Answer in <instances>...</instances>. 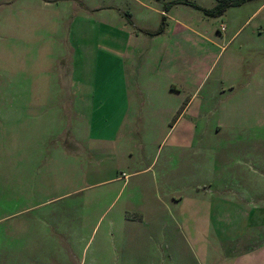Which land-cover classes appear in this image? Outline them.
Instances as JSON below:
<instances>
[{
  "label": "rangeland",
  "instance_id": "obj_1",
  "mask_svg": "<svg viewBox=\"0 0 264 264\" xmlns=\"http://www.w3.org/2000/svg\"><path fill=\"white\" fill-rule=\"evenodd\" d=\"M171 1L0 0V73L1 82L9 86L0 94V115L9 119L1 121H25L31 97L25 92L27 78L35 75L45 84L44 93L35 95V104L52 103V78H41V73L51 77L64 73L61 82L69 84L60 90L67 129L74 132L79 121L87 147L80 156L61 160L64 191L59 192L65 196L58 203L10 217L16 209L11 200L37 201L43 189L49 190L45 172L35 170L37 163L26 173L30 177L18 173L23 183L17 181L11 142L0 141V264H264V50L255 59L245 49L264 48V0L231 8L218 18L192 6L171 5L172 18L190 31L176 50L192 57L195 82L203 85L199 98L206 102L199 108L200 118L179 123L167 136L168 124L152 116L153 108L141 107L145 118L136 123L143 130L139 137L115 146L101 141L99 155L90 157L86 124L93 75L102 69L100 38L107 32L100 25L121 26L125 21L159 30L160 12ZM181 1L208 9L218 3ZM228 21L241 32L223 43L220 36L229 33ZM223 27L228 33L221 31ZM202 37L227 44L206 79L217 49L211 45L209 51L210 44ZM134 49L133 45L131 55ZM230 64L237 76L219 82V74ZM251 71L257 75L252 82L255 93L241 96L238 105L228 101L222 90L236 83L243 91ZM130 74L134 81V70ZM91 160L98 163L90 164ZM95 164L97 172L92 173ZM150 165L149 171L128 178L135 169ZM44 213L60 225V235L49 234L41 219L29 218Z\"/></svg>",
  "mask_w": 264,
  "mask_h": 264
},
{
  "label": "crops",
  "instance_id": "obj_2",
  "mask_svg": "<svg viewBox=\"0 0 264 264\" xmlns=\"http://www.w3.org/2000/svg\"><path fill=\"white\" fill-rule=\"evenodd\" d=\"M140 4L150 10L145 3L140 2ZM260 9L256 10L248 21ZM171 13L172 9L169 12H160L162 16L169 18L170 22L166 24L165 31L158 36H149L145 33L156 32V28H139L133 24L128 25L122 17L121 19L124 22L121 26H115L114 23L100 25L107 28V32L102 33L104 35L100 38L103 42V55H99L102 61V69H99L93 75L90 121L84 120L87 121L86 127L91 135L89 136L91 142L88 146L91 158L97 157L101 152L102 148L97 144L101 141L112 142L115 146L120 140L128 138L131 140L133 136L139 137L141 135L143 130L136 127L138 126L136 123L144 121L145 118L144 114L142 115V110H139L141 107L148 105L149 108H153L152 116L159 117L160 121H164L166 125L168 124L169 131L165 130L167 136L171 134L174 128L177 129L179 123L184 121L193 122L195 119L200 118L199 108L203 107V103L206 102L205 99H202V101L199 98V92L203 85L195 82V65L192 57L190 55L188 57V54L179 55L176 50L177 43H186L185 37L190 36V31L186 24L173 19ZM234 27L235 25L228 21L229 33L227 28L224 31L228 34L220 36L223 43L227 40L231 42L240 35L241 28ZM251 34L255 36L254 31ZM196 36L198 35L196 34ZM183 37L184 39H182ZM202 39L210 44L207 46L209 51H212L211 45L217 49L214 62L205 76L206 79L218 58L223 54L227 44L217 45L215 42L207 40V37H202ZM133 45L135 51L131 55L129 52ZM245 49L253 52L255 59L259 54L263 55L264 50L263 47L259 48L257 46H250ZM232 58L230 57V61H233ZM232 64L230 66L226 65L224 72L219 74V82L237 76ZM132 70H134L135 75L134 81L130 78V71ZM254 71H251L248 75L249 82L244 86L243 91L239 90L241 88L236 83L228 85L227 89L222 90L224 94H227L228 101L231 102L232 100L235 105H238L241 96L250 92L255 93L256 88L252 82L256 81L257 75ZM62 76H64V73L56 77L41 73V78H52L50 84L54 100L52 103L40 101L36 104L35 95L44 93L45 84L43 81L36 80L35 75L33 79L27 78L25 92L31 94V97L26 101L25 121H1L2 117L9 118L0 115V141L8 138L11 142V166L13 173L16 174L17 181L23 183L18 173L30 177L26 173L28 169H31L37 163L35 170L39 168L42 169L43 173L45 172L46 178L44 177V179L49 190L47 192L46 189H43L44 198L41 194H38L42 198L37 201H27L25 203L17 201L16 203V200H11V205L16 209L10 217L29 215L39 208H46L58 203L60 198L65 196L62 176L60 181V171L62 172L63 169L61 160L65 156H80L81 150L87 148L84 147L85 143L82 142L79 133V127H81L79 121L77 130L73 132L67 129V121H65L66 101L63 99V91L60 88L66 87L69 83L65 81V85L62 84ZM143 76V81L148 83L145 88L141 87L142 84L140 83ZM3 78V74L0 73V94L5 93L9 87H5L7 83L1 82ZM76 110L80 115V109ZM133 111H139V113L136 114ZM128 125H135L136 128H128ZM144 147L146 146H142L143 150ZM95 159L97 160V158ZM96 160H91L90 164H97L98 161ZM96 164L93 165L92 173L97 172L95 169ZM151 166L141 171L135 169V172L127 176L128 178L131 175L132 177H138L140 174L149 171ZM45 174L42 175L45 176ZM23 185L21 184V186ZM28 185L26 184V186ZM60 189H63L61 193L59 192ZM55 214L53 212V215ZM29 218L41 219L45 223V227L50 230L49 234L60 235V225L51 222L48 213L34 215ZM253 249L251 248V251Z\"/></svg>",
  "mask_w": 264,
  "mask_h": 264
},
{
  "label": "trees",
  "instance_id": "obj_3",
  "mask_svg": "<svg viewBox=\"0 0 264 264\" xmlns=\"http://www.w3.org/2000/svg\"><path fill=\"white\" fill-rule=\"evenodd\" d=\"M253 0H218V3L215 7L208 9L203 6H200L196 3H192L189 1H181V0H173L168 3V6L166 7V10L164 11H169V8L171 5H187V6H192L204 13L205 16L211 17V18H218L223 16L229 9L234 8V7H240L243 6L244 4L251 2ZM168 9V10H167ZM166 27V17L163 16V20L161 23V26L159 30L156 32H145L149 36H158L161 35L165 31Z\"/></svg>",
  "mask_w": 264,
  "mask_h": 264
},
{
  "label": "built area",
  "instance_id": "obj_4",
  "mask_svg": "<svg viewBox=\"0 0 264 264\" xmlns=\"http://www.w3.org/2000/svg\"><path fill=\"white\" fill-rule=\"evenodd\" d=\"M224 30H225V27L222 28V31H224Z\"/></svg>",
  "mask_w": 264,
  "mask_h": 264
}]
</instances>
